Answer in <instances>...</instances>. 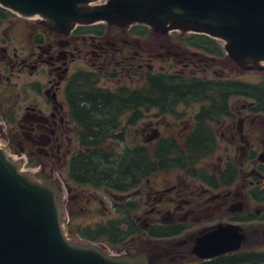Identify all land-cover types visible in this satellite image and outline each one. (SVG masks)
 Returning a JSON list of instances; mask_svg holds the SVG:
<instances>
[{
	"label": "flooded vegetation",
	"instance_id": "af4514ba",
	"mask_svg": "<svg viewBox=\"0 0 264 264\" xmlns=\"http://www.w3.org/2000/svg\"><path fill=\"white\" fill-rule=\"evenodd\" d=\"M8 27L27 39L28 48L10 52ZM181 35L186 37L180 40ZM197 37L182 30L162 34L140 24L77 26L65 37L29 19L9 17L0 25V120L5 126L1 135L14 143L37 172L61 184L69 233L75 240L109 246L108 240L94 242L81 237V232L121 223L124 228L134 225L135 232L111 244L120 250L117 254L121 249L124 254L137 253L145 245L161 247L173 254L162 264H212L264 251L249 248L261 236L264 240V224L252 232L253 222L264 218L260 206L264 204V163L259 158L264 139L257 142L260 132L254 129L258 118L259 126L264 123V109L255 110L259 107L253 100L249 105L246 94L248 84L263 83L264 73L259 72L262 81L252 83L230 73L211 72L209 59L222 65L233 61L219 41L204 40L218 49V55L198 49ZM198 62L207 66L201 71L203 77L195 72ZM157 78L179 87L178 82L198 81L211 87L214 99L192 103L174 99L159 107H142L144 117L135 122V109L116 102L121 93L132 95ZM9 81L15 83L9 87ZM87 84L91 93L111 96L115 105L79 104V87ZM230 85L241 88L231 94ZM172 92L178 99L181 92ZM152 112L173 121L166 128L169 135L153 128L139 144L135 128ZM156 131L159 137L152 139ZM194 140H200L204 149L193 156L198 161L191 169L169 168L170 155L162 152L161 162H151L146 176L134 174L135 149L145 148L151 161L160 156L155 152L158 144L185 151ZM181 157L177 154L174 159ZM121 160L130 169L121 168ZM95 205L101 208L95 212L98 217L111 214L112 209L116 216L87 226L78 222L92 214ZM226 225L240 228L242 248L211 260L199 259L194 248L200 239Z\"/></svg>",
	"mask_w": 264,
	"mask_h": 264
},
{
	"label": "water",
	"instance_id": "95a60500",
	"mask_svg": "<svg viewBox=\"0 0 264 264\" xmlns=\"http://www.w3.org/2000/svg\"><path fill=\"white\" fill-rule=\"evenodd\" d=\"M0 7L38 18L64 37L96 23L206 35L224 43L240 68L264 73V0H0ZM158 137L156 131L152 139ZM259 158L264 163V153ZM23 168V161L0 148V264H162L173 255L153 246L114 256L101 243L73 240L65 229L61 184ZM243 243L238 226H219L200 239L194 254L211 260L239 251Z\"/></svg>",
	"mask_w": 264,
	"mask_h": 264
},
{
	"label": "trees",
	"instance_id": "16d2710c",
	"mask_svg": "<svg viewBox=\"0 0 264 264\" xmlns=\"http://www.w3.org/2000/svg\"><path fill=\"white\" fill-rule=\"evenodd\" d=\"M10 16H14V15H12L9 11L4 10L0 7V25L3 24L5 20H8ZM195 39L200 41L199 45L198 46L196 45L198 49L205 51L206 53L212 56L219 54L218 49L216 47L212 48L210 47L211 45L209 46L205 45L206 43H204V40L209 41L210 38L199 36ZM260 83L261 84L259 85L248 84L246 89V94L248 96V99L255 101L254 103L256 104V106L259 107V109L255 108V110L257 111L264 109V81L263 83L262 82ZM178 84L181 87H179L177 83L174 81L164 83L159 78L153 79L150 82L147 81L144 86H139L138 88H140V90L132 95H129L128 93H121V96L119 97V101L116 102V104L130 108L131 110L135 109V122H138L144 117L143 112L140 110V108L142 107H146V108L152 106L159 107L162 104H165L166 101H171L174 99H176L175 103L177 102L180 103L181 101L184 103L204 102V101L208 102L214 99V96L210 93V90H212L211 87L207 86L206 84L205 85L201 84L198 81L197 82L191 81L188 83L178 82ZM79 88L80 91H82V94L76 93L77 97L80 98L79 104L86 103L89 105H115V101L112 99L111 96L91 93L92 87L88 84L85 86H81ZM235 88L240 89L241 87L230 85L231 94H234L232 93V91ZM85 90L87 91V93ZM175 90H179L181 92L180 96H178L179 100L177 99L176 93L172 92ZM76 94L73 95V97H76ZM221 96L224 97L225 94H222ZM203 149H204V145L200 140H194L193 142L191 141L189 145H186L185 151L183 150L181 151V149L178 148L176 145L172 146L170 144L167 145L158 144L155 152L160 153L159 154L160 156H158V158L156 157L157 160L151 159V161H149L148 158L149 156L147 153L148 151L145 148L139 147L133 151L134 157H133L132 170H134V174L137 175L138 177L146 176L147 175L146 171L152 168L151 162L154 163L156 161H160L162 152L170 155V158L168 160L166 159V161L170 164L169 168L189 170L198 161L193 156L203 153ZM177 154H182L180 160L174 159ZM125 160L124 161L121 160L122 161L121 168L125 167L126 169L128 168L130 169L129 164L128 166L123 167ZM158 167H161V165H159ZM121 168L119 172V177L122 178L123 175L121 172L122 171ZM127 228L130 229V231L132 232L128 233ZM127 228H124L123 224L121 223L100 225L99 227L96 228L95 231L81 232V237L89 239L94 242L109 241L110 245L111 244L114 245L124 237L134 234L133 233L135 232L134 225H129ZM212 264H264V251H262L261 253L232 256L230 258L217 260Z\"/></svg>",
	"mask_w": 264,
	"mask_h": 264
},
{
	"label": "rangeland",
	"instance_id": "374dc122",
	"mask_svg": "<svg viewBox=\"0 0 264 264\" xmlns=\"http://www.w3.org/2000/svg\"><path fill=\"white\" fill-rule=\"evenodd\" d=\"M29 20H32L34 22H37V19H35V18L29 19ZM5 33L8 34V37H9L8 39H10V41L8 43V46L10 47V52L11 51H14L15 49L22 50L23 48H28L27 47V45H28L27 44V39L22 40L21 37L18 35V33L16 31L13 33V30L11 29V27L6 28L5 29ZM186 35L187 36H190L189 34H186ZM186 35L185 36H182L181 35L179 37V39L180 40L181 39H184L186 37ZM8 46H5V48H8ZM198 59L205 60V58H203V57H199ZM209 60H210V63H212L211 72H212V70H215L220 75H225L227 73H230V76L232 78L242 77V78L246 79L248 82H252V83L259 82L258 80L263 75V73H259L258 71H245L244 69L240 68L238 64H236L234 62H231L230 65L229 64L222 65V64H219L217 61H215V62H214V60L212 61V59H209ZM194 61H197V59L194 60ZM159 64L160 63L158 62L157 65H159ZM206 67L207 66H204L203 64H201V62H198L197 63V66H196L197 69L195 70V72H197L200 77H203L201 71L202 70H205ZM209 76H212V74H209ZM260 80L262 81L263 79H260ZM7 83L9 85V87H10L11 86V83H15V81H12V82L9 81ZM248 104L250 105V100H248ZM196 105H198V104H193L192 106H196ZM249 113H251V112L249 111ZM149 115H151L150 118L145 119L143 122L139 123L136 126V128H135L136 136H139V141L137 142L139 144H143L144 143L143 142V139L146 136H148L149 134H152L154 132L153 131V128H159L160 132L163 133L164 136L169 135V130L166 129V128H168V125L170 124V122H173V121H171L170 118L168 119V122L164 121L163 118L160 117L157 112L149 113ZM251 118L254 119L255 117L252 116ZM251 120H249V121H251ZM255 120H256V118H255ZM259 120H260V118H258L256 121L258 122ZM0 121L2 123L1 126H0V130H2L1 129L2 126H3V128L5 126L3 124L4 123L3 120H0ZM257 122H256V125H254V127H255L254 129H257L256 131H259L260 132V135L258 137H256V140H257V142L261 143L262 140L264 139V123L259 126ZM248 129H249V127H248ZM0 135H1V132H0ZM1 138H2V141L1 142H2V144H4V147L7 149V153L8 154L12 153L14 155L15 153H19L17 151V149L15 148L16 146L14 145V143H9V141L5 140L2 137V135H1ZM261 152H264V146L261 147ZM216 157L217 156H214L215 162H216ZM25 170L26 171H29V172L37 171V169L35 167L33 168V167H29V166H26L25 167ZM260 206H261V208H263L264 207V204H262ZM64 208H65V205H64ZM91 209H92V214L85 215V217L80 218L78 220V222H82L83 225H86L87 226L92 221H94V222H107L109 219H111V218H113V217L116 216L115 214H113V212L115 210L112 209V213L111 214H108L106 216L101 214V216L98 217L99 215L95 214V212L97 210L100 211L101 208H100L99 205L92 206ZM65 212H66V210H65ZM66 214H68V213L66 212ZM93 216H97L98 218H93ZM68 221H69V216L67 215L66 216V221H65V229H66V231H67V233L69 235L70 234L69 233V229L70 228H69V225H68ZM263 224H264V218L261 219V220L254 221L253 224H252L253 225L252 226V232H254L256 230H259V227H261ZM69 237H73V235L70 234ZM258 241H260V242H258ZM258 241H257L258 244H256L257 242H255L254 244H250L249 248H252L253 247V248H258L260 250L264 249V240H263L262 236H261V238ZM141 243H143V241L140 242L139 244H136L135 247L139 246ZM102 244L106 247L107 252L109 251L108 253H110V254H112L114 256H118V255L124 254L122 249H121V252L122 253L117 254V253L120 252V250H118V249H115L114 250L112 248V245L111 246L110 245L108 246L105 243H102ZM147 247L148 246L145 245L142 248L143 249H146Z\"/></svg>",
	"mask_w": 264,
	"mask_h": 264
},
{
	"label": "bare ground",
	"instance_id": "6f19581e",
	"mask_svg": "<svg viewBox=\"0 0 264 264\" xmlns=\"http://www.w3.org/2000/svg\"><path fill=\"white\" fill-rule=\"evenodd\" d=\"M231 80V79H230ZM224 81V80H223ZM244 82V81H242ZM1 126V125H0ZM2 141L1 135H0V142ZM2 143V142H1ZM21 156L18 155H13L11 158L15 161H19ZM37 171H34V173H36ZM176 238V237H175Z\"/></svg>",
	"mask_w": 264,
	"mask_h": 264
}]
</instances>
